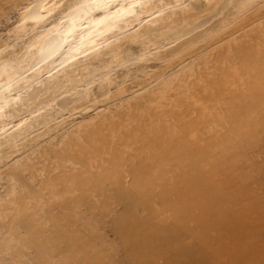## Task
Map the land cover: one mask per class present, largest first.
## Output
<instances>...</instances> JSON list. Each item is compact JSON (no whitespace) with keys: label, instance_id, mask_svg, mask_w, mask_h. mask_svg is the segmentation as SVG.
Instances as JSON below:
<instances>
[{"label":"rangeland","instance_id":"obj_1","mask_svg":"<svg viewBox=\"0 0 264 264\" xmlns=\"http://www.w3.org/2000/svg\"><path fill=\"white\" fill-rule=\"evenodd\" d=\"M82 1L0 0V264H264V0H146L32 67Z\"/></svg>","mask_w":264,"mask_h":264},{"label":"bare ground","instance_id":"obj_2","mask_svg":"<svg viewBox=\"0 0 264 264\" xmlns=\"http://www.w3.org/2000/svg\"><path fill=\"white\" fill-rule=\"evenodd\" d=\"M137 5L144 11L147 8V1L83 0L65 23L44 35V39L33 54L36 64L32 67L41 65L42 68L46 67L48 73L53 68L93 50L100 42L117 33L116 31H124L130 21L137 20L135 12ZM25 18L32 19V22L36 21L31 15ZM5 87L6 85L0 84V105L8 102L3 90Z\"/></svg>","mask_w":264,"mask_h":264}]
</instances>
